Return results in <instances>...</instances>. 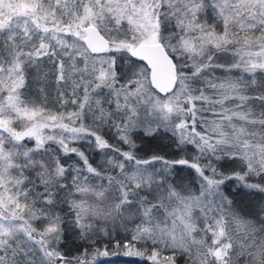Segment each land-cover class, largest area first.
<instances>
[{
	"label": "snow or ice",
	"instance_id": "snow-or-ice-1",
	"mask_svg": "<svg viewBox=\"0 0 264 264\" xmlns=\"http://www.w3.org/2000/svg\"><path fill=\"white\" fill-rule=\"evenodd\" d=\"M0 264H264V0H0Z\"/></svg>",
	"mask_w": 264,
	"mask_h": 264
},
{
	"label": "trees",
	"instance_id": "trees-1",
	"mask_svg": "<svg viewBox=\"0 0 264 264\" xmlns=\"http://www.w3.org/2000/svg\"><path fill=\"white\" fill-rule=\"evenodd\" d=\"M116 259H118V260H121V261H122L124 258H123V257H120V258H116Z\"/></svg>",
	"mask_w": 264,
	"mask_h": 264
}]
</instances>
